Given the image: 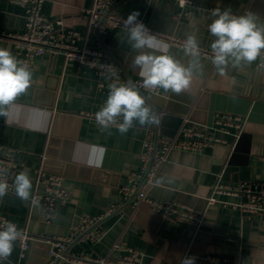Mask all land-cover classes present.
Returning <instances> with one entry per match:
<instances>
[{
  "label": "crops",
  "instance_id": "crops-1",
  "mask_svg": "<svg viewBox=\"0 0 264 264\" xmlns=\"http://www.w3.org/2000/svg\"><path fill=\"white\" fill-rule=\"evenodd\" d=\"M93 1L45 0L41 12L58 31L77 34V49L95 51L113 61L120 77L133 84L140 78L132 60L139 51L150 50H134L124 28L90 33L87 10ZM216 8L234 15L252 12L264 23V0H194L184 5L179 0H117L112 8L114 15L124 18L138 11V19L151 34L169 45V54L185 67L192 66L191 86L179 95L135 87L160 118L159 126L141 127L134 122L125 135L114 126L101 132L95 118L85 113H96L104 104L113 75L101 76L67 58L62 50L49 49L34 58L29 67L32 86L7 108L6 116L0 115V145L14 149L19 166L14 177L28 171L32 196L44 190L37 169L48 156L66 170L61 174L71 197L58 204L55 217L48 222L42 207L16 198L13 187L0 201V214L26 229L31 241L24 256L16 242L5 264H47L56 248L54 238L69 236L83 218L98 217L109 209L111 213L94 224L92 231L86 233L93 226L67 245V256L59 264H89L85 257L120 258L128 249L143 252L145 264H181L186 256L195 257V264H264V214H243L233 205L239 196L217 195L209 201L218 181H264V68L258 59L235 67L230 62L221 75L212 55L203 51L198 57L186 54L184 45L176 41L194 35L199 48L211 50L215 38L208 25ZM25 14L24 7L0 0V47L14 55V35L25 32ZM218 112L246 116L239 139L234 142L226 135V143L201 152L171 149L147 191L151 200L203 211L198 226L165 216L149 201L124 192L131 176L142 172L141 152L150 128H154L155 139L174 136L184 118L211 124Z\"/></svg>",
  "mask_w": 264,
  "mask_h": 264
},
{
  "label": "built area",
  "instance_id": "built-area-1",
  "mask_svg": "<svg viewBox=\"0 0 264 264\" xmlns=\"http://www.w3.org/2000/svg\"><path fill=\"white\" fill-rule=\"evenodd\" d=\"M14 4H18L25 8V32L23 34L14 35L16 38V57L31 66L34 58L43 54L47 50L54 53L62 50L66 57L76 59L89 68H93L101 75H113L114 82H124L120 77L117 65L106 59L101 54L86 50L77 49L74 45L76 39L75 32L58 31L54 22L45 17L41 8L45 0H10ZM117 0H94L92 6L87 10L89 31L92 34L105 32L108 28H123V20L127 19L114 15L112 8ZM180 4H193L194 0H179ZM61 25V22L58 21ZM151 33V30H149ZM72 39L73 43L66 40ZM177 43L185 45V41L176 40ZM203 51L213 56L212 50ZM258 65L264 68V57L258 58ZM134 87L158 93L160 89L151 90L143 87L141 80H137L132 84ZM86 116L95 118V113L86 112ZM246 116L227 112L216 113L211 124H197L189 118H184L183 124L174 136H161L155 139L154 128H150L143 142V150L141 152L142 172L133 174L130 182L123 187L124 192L137 200H147L165 216H173L176 219L194 223L199 225L203 218V211L193 210L187 206L176 203H165L151 200L147 191L155 182L158 170L167 160L168 153L171 149H180L192 152H201L206 147L215 146L226 143V135L233 137L236 142L244 128ZM122 123V117L117 118V124ZM116 127V126H114ZM14 149L4 148L0 145V170H2L4 178L9 183V192L13 190L14 173L19 169L13 157ZM47 156L43 157V162ZM38 182L44 185L42 192H35L31 198V203L38 204L42 207L45 219L50 222L56 215L58 204L67 202L71 195L65 187V177L60 173L49 172L44 168V163L37 169ZM217 195L239 196L240 201L233 205L240 208L243 214L253 216L264 214V181L261 183L253 181H243L238 184H228L218 181L212 187L209 201L214 200ZM112 210H107L98 217H85L80 224L73 227L71 233L67 237L54 238L53 243L55 250L52 251V260L47 264H54L55 259L60 257L67 245L71 243L78 235L83 233L87 228L99 222L103 217L110 214ZM0 218H6L0 214ZM20 228V227H19ZM22 230V237L17 241L21 248V255L30 248L31 236L26 229ZM202 259L213 261V258L201 256ZM89 264H145L144 254L137 249H128L127 253L120 258L85 257Z\"/></svg>",
  "mask_w": 264,
  "mask_h": 264
},
{
  "label": "clouds",
  "instance_id": "clouds-1",
  "mask_svg": "<svg viewBox=\"0 0 264 264\" xmlns=\"http://www.w3.org/2000/svg\"><path fill=\"white\" fill-rule=\"evenodd\" d=\"M214 17L208 25V32L215 39L211 43L212 63L221 75L231 62L238 66L241 62L251 64L264 57V23L248 12L234 15L230 10L213 9ZM140 13L133 11L123 20V28L134 50L139 51L132 60L138 68V75L146 89H163L179 95L188 90L192 83V66L185 67L169 54V45L151 34L138 18ZM184 50L186 54L199 56V45L194 35L187 37ZM159 53V54H156ZM198 64L199 61L197 60ZM33 83V72L26 63L8 48L0 47V115H7V108L17 97L25 94ZM108 95L104 104L95 113V123L101 132L112 126L125 135L138 122L143 126H159L160 118L146 104V98L128 81L113 82L108 85ZM122 123L117 124V118ZM110 134V133H109ZM14 195L22 202L29 203L32 198L33 183L27 170L18 172L13 180ZM9 193V183L0 170V201ZM22 237V230L7 218H0V264H5L12 255L15 243ZM181 264H195V257L182 258Z\"/></svg>",
  "mask_w": 264,
  "mask_h": 264
},
{
  "label": "water",
  "instance_id": "water-1",
  "mask_svg": "<svg viewBox=\"0 0 264 264\" xmlns=\"http://www.w3.org/2000/svg\"><path fill=\"white\" fill-rule=\"evenodd\" d=\"M43 163H44V168L49 170V171H53L55 173H60V174L61 173H66V170L61 168V165L60 166H55L56 162L53 161L51 158H48V156L45 158ZM97 225H98V223L95 226H97ZM95 226H93L92 228L87 230L86 233L92 231ZM66 256H67V248L62 252L61 256L57 258V260L55 261L54 264H59L61 262L62 258L66 257ZM45 262L46 261H44V263Z\"/></svg>",
  "mask_w": 264,
  "mask_h": 264
}]
</instances>
